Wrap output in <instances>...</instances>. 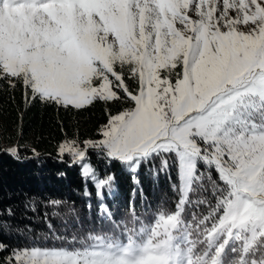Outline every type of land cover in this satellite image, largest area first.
<instances>
[{
    "label": "snow or ice",
    "instance_id": "obj_1",
    "mask_svg": "<svg viewBox=\"0 0 264 264\" xmlns=\"http://www.w3.org/2000/svg\"><path fill=\"white\" fill-rule=\"evenodd\" d=\"M4 92L25 112L100 104L106 119L83 141L61 123L56 145L96 215L34 195L28 223L0 211V264H264V0H0ZM91 153L137 186L141 171L164 176L167 196L118 219L105 203L116 176Z\"/></svg>",
    "mask_w": 264,
    "mask_h": 264
},
{
    "label": "trees",
    "instance_id": "obj_2",
    "mask_svg": "<svg viewBox=\"0 0 264 264\" xmlns=\"http://www.w3.org/2000/svg\"><path fill=\"white\" fill-rule=\"evenodd\" d=\"M11 97V93H0V152L19 145L21 155L32 156L31 149L35 148L40 156L23 163L6 155L0 158V211L12 207L16 213L15 222L28 223L22 216V205L27 198L34 195L74 202L77 211L90 221L97 213L99 201L94 194L91 198L84 197L78 167L57 162L56 145L63 139L61 123L69 137L78 134L81 141L96 139L97 129L106 119L103 106L97 104L77 114L64 111L57 113L52 108L37 104L25 112L21 94L15 93L14 101ZM91 156V163L101 174L114 173L116 176L113 194L107 197L105 203L118 219L125 216L132 199L135 200L136 210L144 213L146 207L167 196L168 181L164 176H160L157 183L141 171L140 185L137 186L130 179V174L122 170L119 164L109 166L104 161L97 160L95 153H91ZM58 171H63L66 176L58 178ZM87 187L92 189L90 184ZM133 189H137L134 196ZM92 190L94 193V189ZM89 203L90 210L87 208ZM27 215L32 217L34 214ZM53 223L59 226L61 220L56 219ZM33 227L39 230L45 226L37 219ZM9 242L17 243V240L9 239Z\"/></svg>",
    "mask_w": 264,
    "mask_h": 264
}]
</instances>
